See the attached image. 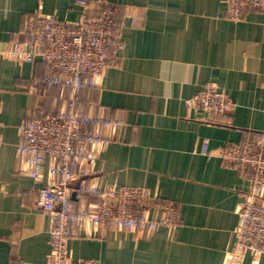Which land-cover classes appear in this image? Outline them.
I'll return each mask as SVG.
<instances>
[{"label":"crops","instance_id":"obj_1","mask_svg":"<svg viewBox=\"0 0 264 264\" xmlns=\"http://www.w3.org/2000/svg\"><path fill=\"white\" fill-rule=\"evenodd\" d=\"M77 1L0 0V41L29 40L26 22L39 11L69 23L98 14V0ZM111 1L127 7L119 63L96 87L80 91L77 109L123 124L85 127L109 139L95 148L86 183L148 187L159 201L179 206L181 224L140 233L74 223L71 254L102 264H225L251 181L218 154L264 131V13L248 10L235 22L225 0ZM46 72L41 61L0 60V264H45L51 252V218L37 208L38 186L22 171L17 151L19 126L33 113L54 112L52 99H62L57 87L44 97L28 91ZM206 83L229 93L232 115L207 121L187 107ZM204 143L211 156L203 154ZM93 203L91 194L79 193L73 205ZM243 264H264V255Z\"/></svg>","mask_w":264,"mask_h":264},{"label":"built area","instance_id":"obj_2","mask_svg":"<svg viewBox=\"0 0 264 264\" xmlns=\"http://www.w3.org/2000/svg\"><path fill=\"white\" fill-rule=\"evenodd\" d=\"M86 6V0H78ZM227 17L241 21L248 10L264 13V0H225ZM99 12L85 14L75 23L37 12L25 27L29 40L0 41V60L17 63H45L46 75L33 78L28 91L45 96L57 87L62 99H52L56 110L38 117L29 116L18 130L19 159L38 186L36 206L52 221L51 252L45 264H102L93 258L74 259L70 248L71 225H90L96 232L108 227L132 232L154 233L162 227L175 229L181 224V211L175 203H163L145 186L100 187L86 183L90 167L97 161V146L109 139L85 132L87 125L119 128L122 119L111 120L77 109L81 90L96 87L106 72L119 63L124 47L121 19L127 7L111 0H98ZM61 104V105H60ZM187 107L210 121L215 114L232 115L236 103L229 93L206 83L186 100ZM1 142V124H0ZM202 152L211 156L204 143ZM218 156L225 165L237 169L251 181L250 190L239 206L234 247L226 252L225 264H243L248 256L258 261L264 255V131L246 137ZM50 179L44 182V173ZM79 193L91 194L94 203L76 209Z\"/></svg>","mask_w":264,"mask_h":264}]
</instances>
